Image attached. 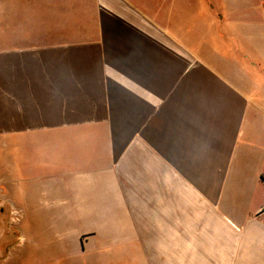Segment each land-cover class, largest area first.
<instances>
[{
  "label": "crops",
  "instance_id": "crops-1",
  "mask_svg": "<svg viewBox=\"0 0 264 264\" xmlns=\"http://www.w3.org/2000/svg\"><path fill=\"white\" fill-rule=\"evenodd\" d=\"M263 59L264 0H0V203L56 261L264 264Z\"/></svg>",
  "mask_w": 264,
  "mask_h": 264
},
{
  "label": "rangeland",
  "instance_id": "rangeland-1",
  "mask_svg": "<svg viewBox=\"0 0 264 264\" xmlns=\"http://www.w3.org/2000/svg\"><path fill=\"white\" fill-rule=\"evenodd\" d=\"M262 62L264 63V59ZM254 72H251L249 69L248 76L250 80L253 84H262L263 75L259 73V70ZM258 95H260V92H258ZM260 100L261 99H259L258 102H260ZM255 137L258 138V136ZM0 167L4 168V163L0 164ZM15 189L14 187L7 188V192L10 196L15 197ZM7 210L8 206L5 207L4 203H0L1 264L5 259L6 262L4 264H107V262L103 261L100 257L96 259L82 257L72 259L69 262H65L63 259H58V261H56L55 259L57 258H54L55 252L48 250L47 244L51 243L52 239L58 238V234L61 233L63 229L68 228L67 221L64 223V220H39L36 221V230H34L33 220L30 218L20 220L7 212ZM83 221L84 220H81L80 226L76 225L69 227L71 229L95 228L94 220H88L87 224H84ZM38 222L39 225L37 224ZM54 222H56V227H54ZM53 231H55V235ZM21 233L24 236L23 238ZM86 237L87 236L82 237V240H85ZM110 255L109 258L112 260V257L114 258V252H110Z\"/></svg>",
  "mask_w": 264,
  "mask_h": 264
}]
</instances>
